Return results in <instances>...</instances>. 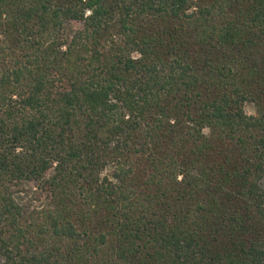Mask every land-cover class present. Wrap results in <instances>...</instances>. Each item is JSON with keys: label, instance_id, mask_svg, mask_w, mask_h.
Masks as SVG:
<instances>
[{"label": "trees", "instance_id": "16d2710c", "mask_svg": "<svg viewBox=\"0 0 264 264\" xmlns=\"http://www.w3.org/2000/svg\"><path fill=\"white\" fill-rule=\"evenodd\" d=\"M0 264H264V0H0Z\"/></svg>", "mask_w": 264, "mask_h": 264}, {"label": "rangeland", "instance_id": "374dc122", "mask_svg": "<svg viewBox=\"0 0 264 264\" xmlns=\"http://www.w3.org/2000/svg\"><path fill=\"white\" fill-rule=\"evenodd\" d=\"M82 28V25L79 23V22H76V21H68L66 24H65V27H64V39L66 41L71 42L73 36L75 35V33H77L80 29ZM245 112L248 114V115H252V116H255L257 115V111H256V107L254 104L252 103H246L245 104ZM108 171H106L103 176L105 175H108ZM32 188V185L31 184H27V190L31 189ZM29 192H24V193H20L17 195L19 201H22V202H27L29 200V197L28 196Z\"/></svg>", "mask_w": 264, "mask_h": 264}]
</instances>
